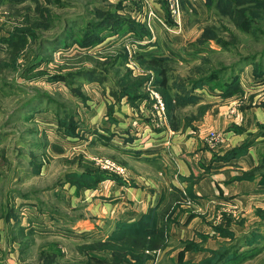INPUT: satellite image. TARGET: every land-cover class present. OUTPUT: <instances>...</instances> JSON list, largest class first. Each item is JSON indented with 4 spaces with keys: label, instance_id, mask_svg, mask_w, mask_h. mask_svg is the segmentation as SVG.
Here are the masks:
<instances>
[{
    "label": "rangeland",
    "instance_id": "rangeland-1",
    "mask_svg": "<svg viewBox=\"0 0 264 264\" xmlns=\"http://www.w3.org/2000/svg\"><path fill=\"white\" fill-rule=\"evenodd\" d=\"M177 1L0 0V264H264V0ZM142 50L169 54L168 87ZM179 92L201 105L174 107ZM123 100L144 144L188 129L213 158L177 177L163 219L130 227L104 204L128 172L110 143ZM212 180L226 198L192 197Z\"/></svg>",
    "mask_w": 264,
    "mask_h": 264
},
{
    "label": "crops",
    "instance_id": "crops-1",
    "mask_svg": "<svg viewBox=\"0 0 264 264\" xmlns=\"http://www.w3.org/2000/svg\"><path fill=\"white\" fill-rule=\"evenodd\" d=\"M152 53L156 54L155 52ZM164 57H169V54H166ZM143 100L144 99L140 98L134 100L133 103L137 108V111L142 109L141 102ZM122 102L124 104L121 113L118 112L119 108L116 109L118 112H116L115 121L117 128L116 130H113L110 143L115 150V158H120L118 155H124L125 153L129 155L127 163L120 159L123 165L125 164L128 172L122 177H119L117 174H114V176L112 175L111 177L109 176L110 179L107 183H109V187L111 188L109 194L111 195L112 200L105 202L104 204L108 206V211L111 215L106 212L107 210H104V213L109 214L111 217L119 218V227H130L143 222L141 221V218L155 219V217L160 216V220L163 219L165 216L161 215L163 213L162 207L167 204L166 199L168 191L179 193L182 191V187L185 186V184H182L177 177L180 175L187 177L191 173V169L194 167H196L197 170L207 168L211 164L213 158L211 159V152L204 149V153L203 150H200L198 147L200 143L196 145L194 139L188 136V129L183 131L182 128L173 127L175 133L172 135L170 134V140L173 141L174 139V144H171L169 147L167 146L168 143L166 140L168 136L165 131L151 135L152 138L149 141L150 144H144L140 135L135 131V126H130L129 120L132 119L131 116L137 114V112H133L136 111L135 108L132 107L128 100H123ZM173 104L174 107L177 108L180 106L201 105V100H195L194 98H177ZM174 109L175 108L171 107V112H173ZM122 130L125 131V133H121ZM164 130L167 129L164 128ZM239 140L240 138H236V141ZM186 145L192 146V149L189 148L188 150ZM169 151L175 154L178 162L176 163L177 165H173L169 162ZM130 154L134 155L133 158L130 157ZM189 154L191 155V160L187 158ZM201 157H204L205 159L203 163L202 159L200 161ZM235 158L236 155L229 159L233 162L235 161L233 160ZM141 160L142 163L139 162ZM224 161H227V159L220 158L215 160L213 161L212 166L218 167L220 170L227 169L225 166L230 165L225 164ZM174 166H177V169H175ZM196 168L194 169L196 170ZM172 170L173 175L169 174V171ZM219 181H221V178ZM215 184L216 183L213 181V187L211 188H209L210 186L200 187L201 185L199 184L193 186L192 197L198 202H203L206 199L214 202V194L217 196L220 195L218 196L220 198H226L225 192L221 190L222 188L220 190L215 189ZM186 185L188 186V184ZM218 187H222V185H218ZM176 209L178 210L176 211V214L173 215L178 219H183L185 216L188 220L191 219V216L195 219H201L197 214L193 213V209L187 210V208H179V206ZM177 231L174 229L173 233H176ZM180 233L181 231L179 230V234ZM182 233H184L183 230ZM182 237H184L183 234L182 236L181 234L180 236L177 235V238L182 239Z\"/></svg>",
    "mask_w": 264,
    "mask_h": 264
},
{
    "label": "trees",
    "instance_id": "trees-1",
    "mask_svg": "<svg viewBox=\"0 0 264 264\" xmlns=\"http://www.w3.org/2000/svg\"><path fill=\"white\" fill-rule=\"evenodd\" d=\"M247 15L249 17H251V18H252V16H254L253 13L249 14L248 12H247ZM247 23H249V22H247ZM101 40H102V38H101ZM149 51H143L142 50V51L138 52V54L142 55V57H143L146 54L151 53V51L150 52ZM151 55L152 56H150L149 64H150L151 68L156 70V72H157V75L159 77V79L157 80V84L159 85L160 88H166V87L169 86L168 84L170 82V76L168 74V67H167V60L169 59V57L157 56L154 53H151ZM213 76H216V75L214 74ZM188 84H190V83H188ZM184 87H187V86L185 85ZM194 87H195V89H197V88L200 87V85L196 84ZM223 92H224L225 95L231 96L235 92V90L232 87L229 86L226 89H224ZM180 96H182V97H180ZM177 97H178V99L193 98V97H188V96L183 98V92H179ZM239 153L240 152L234 153V154H232L230 156H225L223 159H228V158L235 157V154H239ZM132 226H137V225H132ZM128 229H130V228H128ZM131 233L132 234H138V233L140 234L141 231L132 230ZM158 233H159V231H158ZM161 238H163V233L161 234Z\"/></svg>",
    "mask_w": 264,
    "mask_h": 264
},
{
    "label": "built area",
    "instance_id": "built-area-1",
    "mask_svg": "<svg viewBox=\"0 0 264 264\" xmlns=\"http://www.w3.org/2000/svg\"><path fill=\"white\" fill-rule=\"evenodd\" d=\"M171 9H172V11H173L175 14H177V13L180 12V11H179V4H178V1H177V0H174V3L171 4ZM159 104H160L159 108H160V109L162 110V112H163V110H165V106H164L163 102H161V101H159ZM210 139H211V142H212L213 144L222 141V137H221V135L218 134V133H216V132H211V134H210ZM108 163H109L110 165L107 164V165H106L107 167H113V168L119 169V167H117V166L115 165V162H111V161H110V162H108Z\"/></svg>",
    "mask_w": 264,
    "mask_h": 264
}]
</instances>
